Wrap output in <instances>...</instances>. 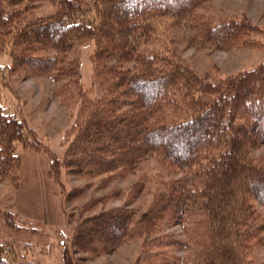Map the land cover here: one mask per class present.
Returning a JSON list of instances; mask_svg holds the SVG:
<instances>
[{"label": "trees", "instance_id": "16d2710c", "mask_svg": "<svg viewBox=\"0 0 264 264\" xmlns=\"http://www.w3.org/2000/svg\"><path fill=\"white\" fill-rule=\"evenodd\" d=\"M34 1L0 0V42L9 45L15 68L26 65L52 81H67L56 96L75 107V117L60 158L4 104L0 89V176L20 169L17 143L45 150L56 177L63 167L86 176L130 173L152 157L167 172L182 171L162 175L140 215L119 206L82 218L73 250L63 244L64 264H75L74 252L112 253L136 238L143 239L136 264H242L253 246L264 244V154L252 155L264 144V62L209 80L148 48L159 38L161 17L182 24L190 41L212 47L240 42L246 36L241 22L211 25L196 11L206 0H53L55 12L25 20ZM88 40L96 43L92 83L100 92L75 79L78 69L67 62L69 51ZM144 186L136 183L133 193ZM7 213V225L16 226ZM163 223L188 224L186 238L162 234ZM168 245L185 252L178 256ZM5 251L0 243V264H13Z\"/></svg>", "mask_w": 264, "mask_h": 264}, {"label": "rangeland", "instance_id": "374dc122", "mask_svg": "<svg viewBox=\"0 0 264 264\" xmlns=\"http://www.w3.org/2000/svg\"><path fill=\"white\" fill-rule=\"evenodd\" d=\"M57 7L53 0H37L32 2L24 18L49 15ZM196 11L211 25L234 20L241 22L246 36L230 46H201L187 38L182 24L169 17H161L156 28L159 38L148 48L171 54L175 60L209 80L226 78L264 62V0H206ZM0 43V89L4 94V104L24 116L43 146L48 145L62 158L66 148L64 132L73 123L76 109L72 105H62L56 90H61L68 82L62 78L52 81L45 73L26 65L15 68L9 45ZM95 47L94 40L76 44L69 51L67 62H74L72 66L78 69L75 79L100 92V88L97 86L96 89L92 83ZM17 144L22 158L20 169L15 171L16 174L0 176V243L4 244L5 254L13 264L26 260L38 264H64L63 244L66 242L73 250L74 230L82 218L119 206L136 209L140 215L151 205L155 185L162 175V179H167L182 174L181 170L167 172L161 161L152 157L130 173L122 174L116 170L86 176L63 167L56 177L50 175L51 158L45 150ZM262 154L264 144L252 151L255 156ZM141 182L145 185L143 190L133 193V187ZM76 188L80 189L78 194L67 201L63 198V201L62 196ZM90 199H95L96 203L84 209L83 205ZM7 212L12 216L8 219H12L16 226L7 225ZM188 227V224L163 223L161 233L183 240ZM142 244L143 239L136 238L126 241L112 253L94 255L79 251L72 256L76 258L75 264H136ZM166 249L178 256L185 252L174 245H168ZM242 264H264V244L253 246Z\"/></svg>", "mask_w": 264, "mask_h": 264}]
</instances>
